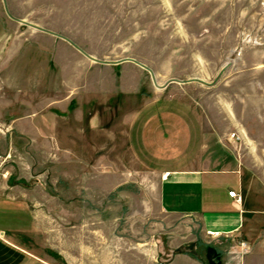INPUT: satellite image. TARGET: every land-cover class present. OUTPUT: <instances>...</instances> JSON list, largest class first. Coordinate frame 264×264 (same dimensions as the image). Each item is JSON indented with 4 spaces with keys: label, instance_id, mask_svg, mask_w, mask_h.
I'll use <instances>...</instances> for the list:
<instances>
[{
    "label": "rangeland",
    "instance_id": "rangeland-1",
    "mask_svg": "<svg viewBox=\"0 0 264 264\" xmlns=\"http://www.w3.org/2000/svg\"><path fill=\"white\" fill-rule=\"evenodd\" d=\"M129 84L136 95L118 93ZM143 97L192 109L211 167L241 164L264 193V0H0V180L38 197L45 245L70 229L102 264H246L237 239L162 213L156 181L128 157L93 152L97 115L112 128ZM57 127L91 150L48 146Z\"/></svg>",
    "mask_w": 264,
    "mask_h": 264
},
{
    "label": "crops",
    "instance_id": "crops-1",
    "mask_svg": "<svg viewBox=\"0 0 264 264\" xmlns=\"http://www.w3.org/2000/svg\"><path fill=\"white\" fill-rule=\"evenodd\" d=\"M129 87L122 85L118 93L136 95L135 88ZM95 95L101 94L96 91ZM138 101L124 104L123 117H118L112 128H99L97 115L93 152L128 157L135 172L148 174L156 181L151 187L158 188L162 213L196 218L207 233L244 242L239 250L245 252L246 264L252 258L264 261V193L257 180L234 161L225 167H211L214 148L210 147L201 119L184 103L171 98L143 97ZM46 139L48 146L66 155L90 149L84 135L72 133L71 128L59 131L57 127ZM106 140L110 148L104 146ZM229 191H236L241 201L237 202ZM34 194L23 183L0 180L1 218L6 224L9 220L19 225L5 228L3 224L0 229V264H54L52 259L45 258V247L60 251L68 264H86L88 257L95 259V264H102L101 254L89 255L88 245L81 242L80 234L79 239L76 234L73 235L76 239H72L70 229L63 231L58 247L45 245L41 232L47 213L40 209ZM216 263L213 259L212 264Z\"/></svg>",
    "mask_w": 264,
    "mask_h": 264
},
{
    "label": "built area",
    "instance_id": "built-area-1",
    "mask_svg": "<svg viewBox=\"0 0 264 264\" xmlns=\"http://www.w3.org/2000/svg\"><path fill=\"white\" fill-rule=\"evenodd\" d=\"M236 135L234 134L233 137H235ZM229 195L231 197H233L237 202L241 201V197L240 195L236 192V191H229ZM242 245H245L244 242L241 243Z\"/></svg>",
    "mask_w": 264,
    "mask_h": 264
},
{
    "label": "trees",
    "instance_id": "trees-1",
    "mask_svg": "<svg viewBox=\"0 0 264 264\" xmlns=\"http://www.w3.org/2000/svg\"><path fill=\"white\" fill-rule=\"evenodd\" d=\"M209 248L211 249V247H209ZM214 251H215V250L212 249L211 252L209 253V254L211 255L210 258H211L213 255L215 256ZM216 251H217V250H216ZM216 253H217V252H216ZM214 258H215V257H214ZM219 264H220V262H219Z\"/></svg>",
    "mask_w": 264,
    "mask_h": 264
}]
</instances>
